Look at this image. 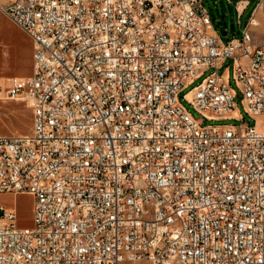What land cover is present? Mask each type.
<instances>
[{
    "label": "built area",
    "instance_id": "1",
    "mask_svg": "<svg viewBox=\"0 0 264 264\" xmlns=\"http://www.w3.org/2000/svg\"><path fill=\"white\" fill-rule=\"evenodd\" d=\"M263 4L227 41L202 0L0 4L33 42L6 90L33 127L0 134V193L35 197L30 228L0 203V264H264ZM208 69L196 118L180 93ZM238 92L257 123H204L242 120Z\"/></svg>",
    "mask_w": 264,
    "mask_h": 264
},
{
    "label": "rangeland",
    "instance_id": "2",
    "mask_svg": "<svg viewBox=\"0 0 264 264\" xmlns=\"http://www.w3.org/2000/svg\"><path fill=\"white\" fill-rule=\"evenodd\" d=\"M8 0H0V4H5ZM208 9L212 23L215 29L222 36L224 41L233 37H241L245 26L250 17L254 14V7L258 0H248L249 5L239 16L235 5L236 0L229 2L228 0H202ZM262 14L258 15L260 25L251 27L255 40L259 44H264V4L261 6ZM223 31H227L223 35ZM33 42L29 35L15 24L6 14L0 11V134L11 135L17 133H28L33 127V110L22 100L10 99L6 95L7 88L13 83L16 77H23L31 74L33 62ZM232 59H227L220 72L232 73ZM229 69H228V68ZM213 69H208L200 77L194 79L180 93L181 103L192 112L196 118L201 115L192 107L185 99L184 94L194 86L199 85L202 80L212 72ZM231 86L237 89L233 79L230 80ZM242 94L238 92L235 100L237 110L243 113L244 118L241 119H220V120H205L208 124H236L249 123L253 125L259 120L250 117L244 112L241 102ZM0 203L7 208H16L18 216V225L23 228H30L34 225V207L35 197L29 193H0ZM121 264H150L146 260L123 261Z\"/></svg>",
    "mask_w": 264,
    "mask_h": 264
},
{
    "label": "bare ground",
    "instance_id": "3",
    "mask_svg": "<svg viewBox=\"0 0 264 264\" xmlns=\"http://www.w3.org/2000/svg\"><path fill=\"white\" fill-rule=\"evenodd\" d=\"M263 12L261 11L260 8H258V10L256 11L254 17H253V22H254V25L258 26L260 25V20L258 18V15L262 14Z\"/></svg>",
    "mask_w": 264,
    "mask_h": 264
},
{
    "label": "water",
    "instance_id": "4",
    "mask_svg": "<svg viewBox=\"0 0 264 264\" xmlns=\"http://www.w3.org/2000/svg\"><path fill=\"white\" fill-rule=\"evenodd\" d=\"M223 35H226L227 34V32L226 31H223V33H222Z\"/></svg>",
    "mask_w": 264,
    "mask_h": 264
},
{
    "label": "crops",
    "instance_id": "5",
    "mask_svg": "<svg viewBox=\"0 0 264 264\" xmlns=\"http://www.w3.org/2000/svg\"><path fill=\"white\" fill-rule=\"evenodd\" d=\"M31 54H32V56H33V52H32ZM32 64H33V62H32Z\"/></svg>",
    "mask_w": 264,
    "mask_h": 264
}]
</instances>
